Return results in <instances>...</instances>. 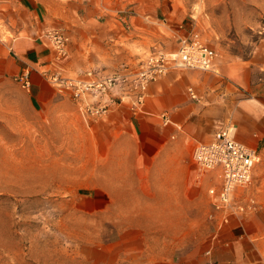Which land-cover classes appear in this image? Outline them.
<instances>
[{
    "label": "crops",
    "instance_id": "1",
    "mask_svg": "<svg viewBox=\"0 0 264 264\" xmlns=\"http://www.w3.org/2000/svg\"><path fill=\"white\" fill-rule=\"evenodd\" d=\"M21 2L33 19L30 28L0 43V80L32 68L31 87L23 91L34 116L48 130L76 128L84 135L93 183L77 206L87 216L79 254L92 264H264V41L248 55L220 48L216 72L170 69L148 84L135 114L115 103L105 117L87 121L38 70L105 71L133 65L155 46L172 52L181 35L193 32L182 27L184 11L173 0H78L76 10L66 11L48 6L57 0ZM244 2L264 9V0ZM52 25L70 36L60 59L41 37ZM225 126L240 142L260 146L262 158L251 184L238 190L241 199L255 201L254 209L218 227L208 218L207 188L215 174L200 173L191 154Z\"/></svg>",
    "mask_w": 264,
    "mask_h": 264
},
{
    "label": "rangeland",
    "instance_id": "2",
    "mask_svg": "<svg viewBox=\"0 0 264 264\" xmlns=\"http://www.w3.org/2000/svg\"><path fill=\"white\" fill-rule=\"evenodd\" d=\"M57 1L48 6L66 11L79 4ZM173 1L184 11L182 27L198 33L218 56L224 46L248 55L260 39L264 41V9L254 4ZM32 19L21 0H0V43L30 28ZM53 28L68 35L52 25L41 37L45 40L44 33ZM47 124L34 116L28 93L14 79L0 80V264H92L79 254L87 231L82 220L87 216L77 206L93 183L87 178L84 135L74 128L66 137L64 132L48 130ZM54 159L55 163L49 162Z\"/></svg>",
    "mask_w": 264,
    "mask_h": 264
},
{
    "label": "built area",
    "instance_id": "3",
    "mask_svg": "<svg viewBox=\"0 0 264 264\" xmlns=\"http://www.w3.org/2000/svg\"><path fill=\"white\" fill-rule=\"evenodd\" d=\"M45 40L58 59L67 55L69 36L60 29H49ZM218 52L210 47L198 33H186L177 40L176 50L169 52L153 47L135 64H123L112 72L88 69L75 74H65L63 69H39L54 91L70 96L82 114L89 119L107 115L115 103H125L133 114L144 104L148 84L172 68L214 70ZM32 68H24L14 76L19 86L29 91ZM193 100L199 97L192 87L187 88ZM166 122L168 120L162 115ZM191 158L199 172H213L215 180L207 188L211 210L208 218L221 227L233 216H241L254 209L252 198L241 199L238 190L247 188L253 171L261 162L258 146H249L237 140L231 126L217 131L208 142H198ZM210 253V250L205 252ZM213 264V263H211Z\"/></svg>",
    "mask_w": 264,
    "mask_h": 264
}]
</instances>
